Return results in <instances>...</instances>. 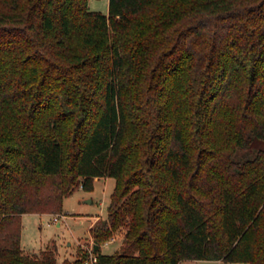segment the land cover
I'll return each mask as SVG.
<instances>
[{"label":"trees","instance_id":"trees-1","mask_svg":"<svg viewBox=\"0 0 264 264\" xmlns=\"http://www.w3.org/2000/svg\"><path fill=\"white\" fill-rule=\"evenodd\" d=\"M101 177L95 264H264V0H0V264Z\"/></svg>","mask_w":264,"mask_h":264},{"label":"rangeland","instance_id":"rangeland-1","mask_svg":"<svg viewBox=\"0 0 264 264\" xmlns=\"http://www.w3.org/2000/svg\"><path fill=\"white\" fill-rule=\"evenodd\" d=\"M110 0H89L92 11L109 13ZM116 186L113 177L95 180L93 191L79 187L66 197L62 213L28 212L22 215V245L29 254H40L52 249L59 264L65 260L80 259L86 264L90 250L95 252L93 228L107 217L111 194ZM57 218L58 221H55ZM123 231L117 232L110 241L102 245L105 254H114L120 249ZM96 253V252H95ZM184 264H248L229 263L222 260H190Z\"/></svg>","mask_w":264,"mask_h":264},{"label":"built area","instance_id":"built-area-1","mask_svg":"<svg viewBox=\"0 0 264 264\" xmlns=\"http://www.w3.org/2000/svg\"><path fill=\"white\" fill-rule=\"evenodd\" d=\"M55 221H58L57 218H55ZM96 261H97V254L93 250H90V256L86 260V264H95Z\"/></svg>","mask_w":264,"mask_h":264},{"label":"crops","instance_id":"crops-1","mask_svg":"<svg viewBox=\"0 0 264 264\" xmlns=\"http://www.w3.org/2000/svg\"><path fill=\"white\" fill-rule=\"evenodd\" d=\"M185 263H187V261Z\"/></svg>","mask_w":264,"mask_h":264}]
</instances>
